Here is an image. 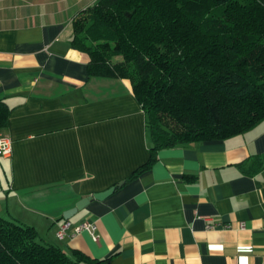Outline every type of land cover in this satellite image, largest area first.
<instances>
[{
    "label": "crops",
    "instance_id": "0c3cea01",
    "mask_svg": "<svg viewBox=\"0 0 264 264\" xmlns=\"http://www.w3.org/2000/svg\"><path fill=\"white\" fill-rule=\"evenodd\" d=\"M97 1L0 0V137L12 144L0 157V218L101 264H264V121L161 150L126 182L149 158L143 111L127 81L89 78V57L71 44L73 20ZM84 222L97 242L73 232Z\"/></svg>",
    "mask_w": 264,
    "mask_h": 264
},
{
    "label": "trees",
    "instance_id": "16d2710c",
    "mask_svg": "<svg viewBox=\"0 0 264 264\" xmlns=\"http://www.w3.org/2000/svg\"><path fill=\"white\" fill-rule=\"evenodd\" d=\"M71 44L89 57V78L129 82L143 111L149 158L126 182L161 150L264 121V0H98L73 20ZM8 117L0 103V129ZM83 263L101 264L0 218V264Z\"/></svg>",
    "mask_w": 264,
    "mask_h": 264
},
{
    "label": "built area",
    "instance_id": "2783aa9c",
    "mask_svg": "<svg viewBox=\"0 0 264 264\" xmlns=\"http://www.w3.org/2000/svg\"><path fill=\"white\" fill-rule=\"evenodd\" d=\"M12 155V144L10 139L5 137H0V157L4 159L10 158ZM69 222H64L62 225L59 226L56 236L59 239H63L66 236L67 231L70 228ZM213 228L211 225L207 226V229ZM75 234L79 233H87L90 238L94 241H98V235H97V225L94 222H84L74 228L73 231Z\"/></svg>",
    "mask_w": 264,
    "mask_h": 264
},
{
    "label": "water",
    "instance_id": "95a60500",
    "mask_svg": "<svg viewBox=\"0 0 264 264\" xmlns=\"http://www.w3.org/2000/svg\"><path fill=\"white\" fill-rule=\"evenodd\" d=\"M123 184V182L118 183V187H120ZM116 190V187L113 186L111 188H109L108 190L102 192V193H97L92 195L91 197H87V198H83L80 201H78L74 208L67 210L63 213V219L64 220H69L77 211L82 210L86 205H88V203L91 200H98L101 201L105 198H107L108 196H110L112 193H114V191Z\"/></svg>",
    "mask_w": 264,
    "mask_h": 264
},
{
    "label": "rangeland",
    "instance_id": "374dc122",
    "mask_svg": "<svg viewBox=\"0 0 264 264\" xmlns=\"http://www.w3.org/2000/svg\"><path fill=\"white\" fill-rule=\"evenodd\" d=\"M116 60H120V58H117ZM129 83V82H128ZM130 84V83H129Z\"/></svg>",
    "mask_w": 264,
    "mask_h": 264
}]
</instances>
